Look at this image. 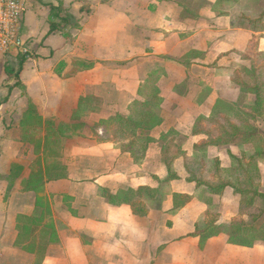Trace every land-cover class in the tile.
<instances>
[{
  "label": "crops",
  "instance_id": "obj_1",
  "mask_svg": "<svg viewBox=\"0 0 264 264\" xmlns=\"http://www.w3.org/2000/svg\"><path fill=\"white\" fill-rule=\"evenodd\" d=\"M24 1L20 34L28 53L0 55V264H264V242L230 243L231 224L250 222L253 209L240 212L232 187L207 204V187L189 181L183 154L207 142L195 125L203 118L199 130L216 127L207 119L218 101L238 102L242 69L264 65V0ZM49 5L63 6L79 24L70 37L51 32ZM158 69L163 121L147 133L154 141L136 161L102 122L128 115L141 82ZM17 75L20 85L10 92ZM248 104L250 96L236 108ZM47 122L82 131L46 138ZM230 154L242 150L209 146L207 168L215 159L230 168ZM38 159L44 168L55 161L65 168V178L45 184L58 241H49L43 223L20 243L22 216L41 213L36 193L23 185ZM259 168L264 192V161ZM169 170L176 178L156 197L138 198L145 216L102 195L155 188ZM174 195L188 200L176 205ZM213 214L221 233L202 245L195 233Z\"/></svg>",
  "mask_w": 264,
  "mask_h": 264
},
{
  "label": "trees",
  "instance_id": "obj_2",
  "mask_svg": "<svg viewBox=\"0 0 264 264\" xmlns=\"http://www.w3.org/2000/svg\"><path fill=\"white\" fill-rule=\"evenodd\" d=\"M49 6L51 32L59 30L67 38L70 37V30L77 28L79 24L72 20L63 6ZM242 73L244 77L236 76V84L241 91L238 102L233 105L223 100L218 101L212 115L207 119L216 127L199 130L197 127L203 118L199 119L195 125L196 131H203L208 136L207 142L195 145L191 154L186 152L183 154L185 167L190 174L189 181L196 182L198 186L207 187L208 193L204 198L207 204L212 205V194L219 195L226 187H232L234 192L240 196V212H244L247 208L259 207V213L253 216L251 222L239 220L231 224L230 243L251 247L257 242H264V192L260 188L261 173L259 168L260 162L264 161V130L257 124L260 119H264V65L243 68ZM162 74V70H155L141 82L138 97L131 103L128 115L116 114L102 122L106 131L109 128H114L120 135L130 137L119 138L118 141L121 142L122 149L131 152L136 161L143 159L148 145L154 141L147 133L163 121L162 99L158 87ZM17 85H20L18 75L16 82L8 85L10 92ZM246 96L251 97L252 104L246 105L247 110H237L236 106L241 105ZM33 115V112L30 111L25 120H30ZM79 118L81 117L78 115L74 117V119ZM47 126L48 136L46 138H51L54 134H58L59 138L71 137L80 131L79 125L76 124H60L55 127L52 122H47ZM127 140L128 142H126ZM49 141V139L46 140L45 152L48 149ZM224 145H235L242 150V154L240 156L230 154L232 163L228 169L222 167L219 159H215L213 179L207 180L205 169L208 147ZM169 149L170 146L165 148L166 152L169 153ZM165 162L170 169L171 159L168 157ZM45 163L46 168L43 167V161L38 159L35 162L36 170L23 181L26 190L36 193V206L38 210H41V213L39 216H22L24 226L22 233L18 236L20 243L23 242L25 235L28 236L32 231L33 226H40L43 223L45 232L49 230V241H58L52 212L45 195V184L65 178V168L61 161ZM174 178H176L175 174L169 170V174L164 180L156 178L158 186L155 188L141 187L138 190L129 189L117 194L103 191L102 195L111 203L129 204L136 214L145 216L147 210L141 203H138V198L144 194H148L152 198L156 197L160 189ZM182 198L180 195H174L176 205H184L187 202L188 199L183 200ZM215 220L216 216L213 215L204 229L196 231L195 236L201 238L202 245L209 238L221 233L222 228L215 225ZM29 247H25V249L30 250Z\"/></svg>",
  "mask_w": 264,
  "mask_h": 264
},
{
  "label": "built area",
  "instance_id": "obj_3",
  "mask_svg": "<svg viewBox=\"0 0 264 264\" xmlns=\"http://www.w3.org/2000/svg\"><path fill=\"white\" fill-rule=\"evenodd\" d=\"M24 11V0H0V55L12 50L28 53L20 34Z\"/></svg>",
  "mask_w": 264,
  "mask_h": 264
},
{
  "label": "rangeland",
  "instance_id": "obj_4",
  "mask_svg": "<svg viewBox=\"0 0 264 264\" xmlns=\"http://www.w3.org/2000/svg\"><path fill=\"white\" fill-rule=\"evenodd\" d=\"M24 56H25V53H24ZM244 76V75H243ZM257 124L261 127V129H263L264 130V119H260L258 122H257ZM80 127V130L82 131V126L80 125L79 126ZM71 130V129H70ZM69 131V130H68ZM68 133H70V132H68ZM107 133L110 135V137L111 138H114L115 140H118L119 138L120 139H124V138H130L129 136H122V135H120V133L117 131V129H114V128H109L108 130H107ZM54 135H56L57 137H59V135L58 134H54ZM77 135V134H76ZM72 137V136H71ZM66 138V137H65ZM61 143V142H60ZM213 170H214V164H213V167L211 166L210 168H207V162H206V169H205V172H206V174H205V178L207 179V180H212L213 178V176H214V174H213ZM201 172V171H200ZM261 185H260V188H261V190H262V177H261V183H260ZM252 210L253 209V213H252V216H251V220H252V218H253V216H255L256 214H258L259 213V207H257V206H255V207H252V208H247V209H245L244 210V212H246V211H249V210ZM258 212V213H257ZM214 215V214H213ZM240 220H242V219H240ZM264 220V219H263ZM237 221H239V220H237ZM251 222V221H250Z\"/></svg>",
  "mask_w": 264,
  "mask_h": 264
}]
</instances>
